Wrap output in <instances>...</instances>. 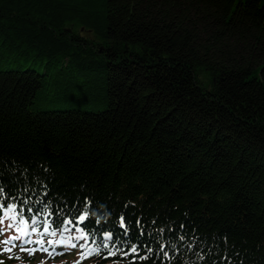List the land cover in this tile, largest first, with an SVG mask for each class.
<instances>
[{"label":"trees","instance_id":"1","mask_svg":"<svg viewBox=\"0 0 264 264\" xmlns=\"http://www.w3.org/2000/svg\"><path fill=\"white\" fill-rule=\"evenodd\" d=\"M0 205L100 219L90 264H264V0H0Z\"/></svg>","mask_w":264,"mask_h":264},{"label":"rangeland","instance_id":"2","mask_svg":"<svg viewBox=\"0 0 264 264\" xmlns=\"http://www.w3.org/2000/svg\"><path fill=\"white\" fill-rule=\"evenodd\" d=\"M81 217H85L82 215ZM81 217L79 219H81ZM11 225V227H9ZM48 225V224H47ZM45 224L38 227L26 219H19L14 211H7L0 215V264H84L91 261L88 250L92 248L87 235L79 226H66L55 230V235L45 233L41 236ZM33 228L37 230L32 231ZM67 229V231H65ZM28 232L33 243L24 245L22 250L21 244L23 237L13 243H4L12 237L21 236V232ZM51 232V229L49 228ZM83 236L84 239H77ZM64 238L65 244H56L54 247L49 245V241H59ZM71 238V243L76 247H70L67 243ZM43 240V245L35 243ZM82 245L86 247H81ZM47 248V251H43ZM29 250H35L33 254ZM50 251L53 255H50Z\"/></svg>","mask_w":264,"mask_h":264},{"label":"snow or ice","instance_id":"3","mask_svg":"<svg viewBox=\"0 0 264 264\" xmlns=\"http://www.w3.org/2000/svg\"><path fill=\"white\" fill-rule=\"evenodd\" d=\"M0 207H4V205H0ZM8 208H9V210H10V209H14V208H15V205L8 206ZM49 215H50V214H49ZM83 219H84V217H81V220H83ZM32 222H33V224L36 223L35 220H33ZM9 227H11V225H10ZM36 230H37L36 228H33V229H32V231H34V232H35ZM65 231H67V229H65ZM45 233H48V234H51V235H55V229L51 230V232H50V231H49V226L47 225V222H46V221H45V227H44L43 232L41 233V236H43ZM22 237H23V240H22L21 248H22V250H23V249H24V245L29 244V243H33V241L30 239V234H29L28 232H23V231H22V232H21V236H18V237H12V238H10V240H6V241H4V243H13L15 240L21 239ZM77 239H84V237H83V236H80V237H77ZM181 239H183V237H181ZM35 243H38V244L43 245V240L41 239V240H39V241H36ZM65 243H66V241H65V239H64L63 237H62L61 240H59V241H55V242H53V241H49V245H50V246H53V247H54L56 244H65ZM67 243H68V245H69L70 247H76V244L71 243V238L68 239ZM81 247H86V246L82 245ZM42 250H43V251H47L48 249L42 247ZM34 251H35V250H29V253H30V254H33ZM88 251H89V253H91V252L96 251V250H95V249H92V250H88ZM161 251H163V248H161ZM131 253H137V248L133 246V247L131 248ZM115 254H116L115 252H111V251H110V255H115ZM124 255H128V253H124ZM141 259H147V257H146V256H145V257H141Z\"/></svg>","mask_w":264,"mask_h":264}]
</instances>
